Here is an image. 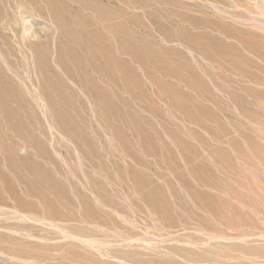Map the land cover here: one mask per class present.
Returning a JSON list of instances; mask_svg holds the SVG:
<instances>
[{
  "label": "rangeland",
  "instance_id": "rangeland-1",
  "mask_svg": "<svg viewBox=\"0 0 264 264\" xmlns=\"http://www.w3.org/2000/svg\"><path fill=\"white\" fill-rule=\"evenodd\" d=\"M36 1L0 0V264H264V4Z\"/></svg>",
  "mask_w": 264,
  "mask_h": 264
},
{
  "label": "bare ground",
  "instance_id": "bare-ground-1",
  "mask_svg": "<svg viewBox=\"0 0 264 264\" xmlns=\"http://www.w3.org/2000/svg\"><path fill=\"white\" fill-rule=\"evenodd\" d=\"M29 2H30V5L32 6V8L35 7V8L38 9V8L41 7L40 3L37 2L36 0H29ZM260 2H262V4H264V0H260ZM46 4H47V7H49L50 9L56 11L55 5L53 4V1L52 0H46ZM3 10H4V8L0 5V13H2ZM231 33H233V31ZM241 39L245 43V45L248 46L249 48L256 49V50L260 51V54L264 58V44L262 43V41H258V40L248 41V40H246V38L244 36H241ZM36 45L37 44H35V43H30L28 45V47H29V50H31L32 53H33V55H34L32 57L33 58V62L35 61V59L37 60V63L39 62V66H41V69L43 70V71H41L43 73V74L41 73V76L45 77L46 76V73H47V67H46L47 66L46 65L47 63L45 61H43V59H39L36 56V54H35V49L37 48ZM10 83L11 82L6 77L5 72H1L0 71V106H4V109H3L4 115H5L4 117H6V120H10L11 121V122H8V124L11 125L13 119H15V120L17 119L18 120V118H17L16 114L13 113L12 110L11 111L9 110L10 107L8 105V102H10L12 100H15V99H20L21 96L16 95L13 92ZM45 83H46V81H45ZM36 87L33 84V89H34L33 92L36 94V96H32V100L34 101V99H35L36 104H38V107L45 113L46 120L49 121V122H52V125H54V123H55L54 120L51 119V118H49V115L47 114V113H53V112H56L57 111V105H56V102L54 100L53 94L51 92V88L49 87V85H45V88H43V89L41 88L40 89V87H41L40 84H39V87H37V88ZM16 90H17V92L20 95H23V93L21 92V91H23L22 89H16ZM7 106L9 108H7ZM56 118L58 119L57 116H56ZM211 205H212V208L214 210H218L219 209L218 207H216V205H213V204H211Z\"/></svg>",
  "mask_w": 264,
  "mask_h": 264
}]
</instances>
